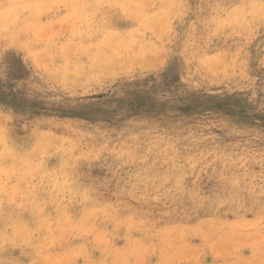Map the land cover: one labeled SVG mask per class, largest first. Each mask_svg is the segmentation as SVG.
<instances>
[{
    "label": "rangeland",
    "instance_id": "rangeland-1",
    "mask_svg": "<svg viewBox=\"0 0 264 264\" xmlns=\"http://www.w3.org/2000/svg\"><path fill=\"white\" fill-rule=\"evenodd\" d=\"M0 264H264V0H0Z\"/></svg>",
    "mask_w": 264,
    "mask_h": 264
}]
</instances>
